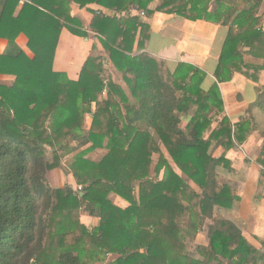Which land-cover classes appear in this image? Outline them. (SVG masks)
Masks as SVG:
<instances>
[{
  "label": "trees",
  "instance_id": "16d2710c",
  "mask_svg": "<svg viewBox=\"0 0 264 264\" xmlns=\"http://www.w3.org/2000/svg\"><path fill=\"white\" fill-rule=\"evenodd\" d=\"M72 3H95L106 12L87 8L92 18L85 28ZM261 3L0 0V39L6 40L0 75L13 78L0 82V264H95L106 255L107 264H263L264 254L237 225L215 213L239 197L217 172H234L231 161L210 153L212 143L230 149L254 132L264 138V90L238 122L218 118L224 112L218 83L236 72L253 78L258 65L245 55L262 59L264 68ZM154 12L228 27L209 87L198 67L180 62L171 72L143 51L150 27L141 15ZM63 28L93 34L107 59L88 56L76 80L54 70ZM21 34L28 52L16 41ZM191 106L196 110L188 117ZM97 149L106 150L99 160L86 157ZM72 153L65 170L80 189L52 186L47 173L63 169ZM258 162L264 166V159ZM81 211L98 224L89 228ZM206 223L207 243L199 240Z\"/></svg>",
  "mask_w": 264,
  "mask_h": 264
},
{
  "label": "crops",
  "instance_id": "0c3cea01",
  "mask_svg": "<svg viewBox=\"0 0 264 264\" xmlns=\"http://www.w3.org/2000/svg\"><path fill=\"white\" fill-rule=\"evenodd\" d=\"M151 7L154 8L155 3H152ZM71 8L72 13L83 20L85 28L88 27L87 24L92 18L87 8L106 12L105 8L95 3L87 5L86 8H79L72 3ZM258 15L262 16V28L264 30V0H262ZM141 17L150 27L144 52L164 60L171 72L180 62L198 67L206 72L205 84L208 87L216 81L214 71L228 33L227 26L201 19L189 20L175 13L154 12L150 18L142 15ZM85 38L73 35L66 28L62 29L53 63L54 70L66 73L70 79L76 80L78 78L85 59L97 49L95 39ZM138 39L139 36L136 43ZM16 41L22 49L28 52L27 39L23 34L19 35ZM5 47L6 40L0 39V53L5 50ZM99 47L102 49L101 46ZM137 52L136 46H134L133 54ZM244 61L258 65V68L255 70L253 78L236 72L231 80L218 83L224 104V112L218 117L219 119L226 115L232 123L238 122L246 116L247 109L257 100L260 91L264 90V68L260 67L263 63L262 59L245 55ZM6 78L11 83L13 78L6 75H0V82ZM120 85L122 86V84ZM246 86L247 88H245ZM122 87L126 91V86ZM195 110L196 106H191L188 117ZM186 124L187 116L182 119L180 127L185 128ZM208 133H206V137ZM255 134L256 132L250 134L246 141L239 144L237 148L224 149L222 146L212 143L210 153L215 157L224 154L231 161L234 172H229L221 167L218 168L217 172L220 181L231 186L234 193L239 197V201L232 208L216 207L215 213L235 223L242 235L264 254V166L258 162V159H264V156L261 155L264 138ZM165 154L168 157L166 151ZM56 176L58 177L55 178L52 185L54 187H62L61 184L64 179L70 185V179L73 178L71 174L62 175V177L57 174ZM75 186L78 185L75 183ZM116 197L117 200L114 203L121 206L126 204L123 199L117 195ZM88 217L96 220L95 224L82 221L89 228L98 224V218L89 215ZM207 226L208 223L205 224L199 235V240L205 243L208 241Z\"/></svg>",
  "mask_w": 264,
  "mask_h": 264
},
{
  "label": "rangeland",
  "instance_id": "374dc122",
  "mask_svg": "<svg viewBox=\"0 0 264 264\" xmlns=\"http://www.w3.org/2000/svg\"><path fill=\"white\" fill-rule=\"evenodd\" d=\"M91 35V37H90V39H95V43H96V45H97V49H95L93 52H92V55H97V56H99V57H101V58H104L105 60L107 59V55H106V53H105V51L103 50V49H99L100 47L99 46H101L100 45V43H99V41H98V39L97 38H95V37H93V34H90ZM102 48V47H101ZM107 65V67H109L110 65L107 63L106 64ZM114 72V79H115V81L117 82V83H119V84H122V86H125V84H124V82H123V80H122V78H121V74L119 73V72H117V71H113ZM3 82H5V83H9L10 81H9V79L8 78H6V80H4ZM226 82V81H225ZM245 88H247V86L245 87ZM126 92L128 93V90H127V88H126ZM89 122H90V119L87 117L86 118V125L88 126L89 125ZM256 136H257V133L255 134ZM75 145V144H74ZM162 151L164 152V154H165V151H164V149L162 148ZM76 153V152H75ZM75 153H72V154H69V155H67L66 157H64V159H63V169H60V168H57V169H53V170H51V171H49L48 173H47V178H48V181H49V183L51 184V185H53L54 183V181H55V178H57L58 176H56L57 174H59L61 177H62V175L63 176H67L68 174L66 173V170H65V168H68V165H69V163H71V161H72V158H73V155L75 154ZM106 153V150L105 149H103V150H95V151H92V152H90V153H88L87 155H86V157H88L89 159H91V160H99L104 154ZM152 158H153V161H154V163L156 162V160H157V158H158V156L155 154V155H153L152 156ZM62 183V182H61ZM70 185H69V183H67V180L66 179H64V182L61 184V186L62 187H64V186H66V185H69L70 187H72L74 190H78V186H75V181L73 180V178L71 177V179H70ZM57 185V184H56ZM81 194V193H80ZM110 198L112 199V201L113 202H115V200H117V197H116V195H114V194H110ZM80 219L82 220V221H84V222H86V223H92V224H95L96 223V220H94V219H91V218H89L88 217V215H87V213L86 212H84V211H81V213H80ZM194 244H189V250L190 251H193L194 250ZM104 257H105V259H104ZM103 257V259H104V261H103V259H102V261L103 262H101V261H95V264H107V262L109 261V259L111 258V255H106V256H104ZM102 258V257H101Z\"/></svg>",
  "mask_w": 264,
  "mask_h": 264
},
{
  "label": "built area",
  "instance_id": "2783aa9c",
  "mask_svg": "<svg viewBox=\"0 0 264 264\" xmlns=\"http://www.w3.org/2000/svg\"><path fill=\"white\" fill-rule=\"evenodd\" d=\"M25 1H27V0H25ZM25 1H21V0H20L21 3L25 2ZM79 189H80V187H79Z\"/></svg>",
  "mask_w": 264,
  "mask_h": 264
},
{
  "label": "water",
  "instance_id": "95a60500",
  "mask_svg": "<svg viewBox=\"0 0 264 264\" xmlns=\"http://www.w3.org/2000/svg\"><path fill=\"white\" fill-rule=\"evenodd\" d=\"M85 39H87V38H85ZM81 195H82V193H81Z\"/></svg>",
  "mask_w": 264,
  "mask_h": 264
}]
</instances>
